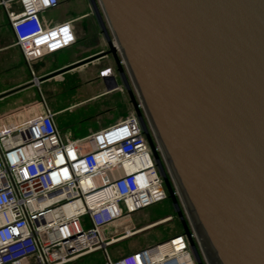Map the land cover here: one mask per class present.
<instances>
[{
  "label": "water",
  "instance_id": "1",
  "mask_svg": "<svg viewBox=\"0 0 264 264\" xmlns=\"http://www.w3.org/2000/svg\"><path fill=\"white\" fill-rule=\"evenodd\" d=\"M98 3L196 263L264 264V0Z\"/></svg>",
  "mask_w": 264,
  "mask_h": 264
},
{
  "label": "built area",
  "instance_id": "2",
  "mask_svg": "<svg viewBox=\"0 0 264 264\" xmlns=\"http://www.w3.org/2000/svg\"><path fill=\"white\" fill-rule=\"evenodd\" d=\"M59 4L0 0L14 45L33 77L32 63L77 43L75 20L54 23L44 16ZM99 78L112 79V68L100 71ZM119 89L113 84L106 93ZM40 97V110L29 120L0 129V264L30 259L34 264H68L94 252H102L105 264H197L183 231L116 258L108 253L109 247L172 219L143 226L134 219L168 198L134 109L71 140L62 137L58 113ZM191 236L195 240L193 232Z\"/></svg>",
  "mask_w": 264,
  "mask_h": 264
},
{
  "label": "rangeland",
  "instance_id": "3",
  "mask_svg": "<svg viewBox=\"0 0 264 264\" xmlns=\"http://www.w3.org/2000/svg\"><path fill=\"white\" fill-rule=\"evenodd\" d=\"M95 3L99 11L94 8L91 0H60L59 6L56 9L45 12L44 16L47 19H52L54 23H59L66 20L68 17L72 18L82 13H87L86 18H84V16V19L75 22L74 25L82 29L84 28L85 36L81 39L79 45L84 47L93 46L97 43L95 40L96 35H102L104 30L107 31L108 36L112 39L110 29L98 0H95ZM7 22L4 11L0 9V42H3L6 38L4 36V30L8 27ZM103 38L106 40V36ZM106 50H108V47H105V51ZM65 51L66 50H62L51 56L44 57L41 63H52L53 59L51 58H55L57 62H63L68 57V53ZM11 53L17 55L16 50H12ZM1 57H3V55H1ZM3 68V64L0 63V71ZM91 68H93V66ZM114 68L113 72L115 73V78L120 87L119 91L108 93L105 97L99 98L95 102L89 104H76L88 96V91L85 87L81 88V81L78 74L66 75L69 70L61 73L63 75L61 79L42 86L43 95L51 108L53 110L65 109L55 118L62 137H69L71 140L82 138L91 132L114 123L119 118L126 117L132 111L133 107L128 101L126 85L118 74L115 66ZM125 76L129 88L134 91L132 82L126 71ZM34 92H36L35 89H27L21 96H33ZM134 95L136 96L135 92ZM16 99V97L11 96L1 99L0 114L12 109ZM179 205L183 210L182 205ZM169 216H171L172 219L168 222L109 247L108 253L110 257L116 258L118 253L124 254L130 250L140 249L148 245L159 243L181 233L183 231L181 223L177 217L173 203L169 198L142 210L140 214L134 215V219L138 220V222L140 221L141 226H143L165 219ZM28 264H34V260L30 259ZM68 264H105V259L102 252H94Z\"/></svg>",
  "mask_w": 264,
  "mask_h": 264
},
{
  "label": "crops",
  "instance_id": "4",
  "mask_svg": "<svg viewBox=\"0 0 264 264\" xmlns=\"http://www.w3.org/2000/svg\"><path fill=\"white\" fill-rule=\"evenodd\" d=\"M86 14L87 13H82L76 17H68L63 21L75 20V22H77L86 18ZM74 28L77 36V43L71 48L65 49V52L68 53L67 59H65L63 62H57L55 58H51L53 59L52 63L46 62V64H42V59H44L42 58L32 63L31 68L34 73L33 77L29 67L24 62L19 49H16L17 47L14 45V36L8 24V27L4 30V36L6 38H3L4 41L0 42V63L3 64L4 67L0 71V96H2L0 97V100L7 96L16 97L17 99L12 109L0 114V129L4 128L5 126L27 121L33 116L34 113H37L38 110H40V93L43 95L42 86L61 79L62 75L59 72L63 70H69H67L68 72L66 75L78 74L81 81V88L85 87V89L88 91V96L81 100L80 103H77L80 105L89 104L93 101H96L99 99L97 97L106 92L108 88H111L113 84L118 85L114 72L112 79L104 80L99 78V72L103 69H115V64L111 56L105 55L103 57L91 60L93 57L105 52V47H107V45L106 40L103 38L105 37L104 33L102 32V35H96L95 40L97 43L95 45L84 47L79 45V42L85 36L84 28L82 29L79 26H75ZM12 50H16L17 55L12 54ZM1 55H3V57H1ZM71 66L74 67L71 68ZM92 66L93 68H91ZM51 76L54 77L52 78ZM27 89H35L36 92H34L33 96H21L23 93H25V91H27ZM44 99L46 100L45 97ZM46 103L48 104V107L51 111L58 113L57 116L65 110L64 108L53 110L47 101ZM28 263L29 261H26L24 264Z\"/></svg>",
  "mask_w": 264,
  "mask_h": 264
},
{
  "label": "flooded vegetation",
  "instance_id": "5",
  "mask_svg": "<svg viewBox=\"0 0 264 264\" xmlns=\"http://www.w3.org/2000/svg\"><path fill=\"white\" fill-rule=\"evenodd\" d=\"M56 75V74H55ZM58 75V74H57ZM60 75V74H59ZM62 75V74H61ZM52 78L54 77V76H51ZM62 77H63V75H62ZM106 94H108V93H106V92H104V93H102L99 97H97V98H102V96H105ZM127 96H128V94H127ZM128 101L130 102V99H129V96H128ZM93 102H95V101H93ZM78 103H80V101L78 102ZM77 104V103H76Z\"/></svg>",
  "mask_w": 264,
  "mask_h": 264
}]
</instances>
